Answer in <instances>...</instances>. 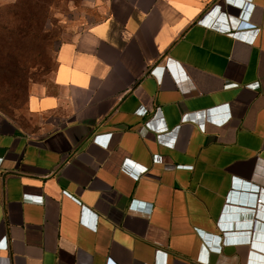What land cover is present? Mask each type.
Segmentation results:
<instances>
[{
    "label": "crops",
    "instance_id": "0c3cea01",
    "mask_svg": "<svg viewBox=\"0 0 264 264\" xmlns=\"http://www.w3.org/2000/svg\"><path fill=\"white\" fill-rule=\"evenodd\" d=\"M0 159V264L261 262L264 0H108Z\"/></svg>",
    "mask_w": 264,
    "mask_h": 264
},
{
    "label": "rangeland",
    "instance_id": "374dc122",
    "mask_svg": "<svg viewBox=\"0 0 264 264\" xmlns=\"http://www.w3.org/2000/svg\"><path fill=\"white\" fill-rule=\"evenodd\" d=\"M108 0H15L0 6V111L19 119L53 78L59 44L107 14Z\"/></svg>",
    "mask_w": 264,
    "mask_h": 264
},
{
    "label": "built area",
    "instance_id": "2783aa9c",
    "mask_svg": "<svg viewBox=\"0 0 264 264\" xmlns=\"http://www.w3.org/2000/svg\"><path fill=\"white\" fill-rule=\"evenodd\" d=\"M240 15V14H239ZM241 23V22H240ZM239 23V24H240ZM239 26V25H238ZM237 26V27H238ZM227 87H231V86H236V83H229L226 85ZM100 135L96 136L95 140L97 141H100ZM1 161L2 159H0V165H1ZM37 198V200H42V197H35ZM75 198V197H74ZM262 201H264V196H263V193L261 195V197L258 198V204H260V206L262 205ZM257 204V205H258ZM9 239H8V236H4L2 237V239L0 240V251H6L9 249ZM253 264H264V259L261 261V262H258V263H253Z\"/></svg>",
    "mask_w": 264,
    "mask_h": 264
}]
</instances>
